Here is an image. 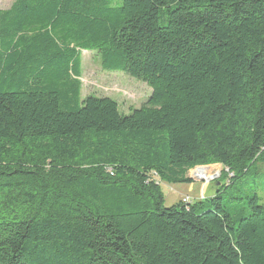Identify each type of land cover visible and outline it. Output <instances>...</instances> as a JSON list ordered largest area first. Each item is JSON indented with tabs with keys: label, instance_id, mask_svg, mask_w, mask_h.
Returning a JSON list of instances; mask_svg holds the SVG:
<instances>
[{
	"label": "trees",
	"instance_id": "trees-1",
	"mask_svg": "<svg viewBox=\"0 0 264 264\" xmlns=\"http://www.w3.org/2000/svg\"><path fill=\"white\" fill-rule=\"evenodd\" d=\"M85 51L152 96L82 100ZM209 166L211 199L165 208ZM262 194L264 0L0 9V264H264Z\"/></svg>",
	"mask_w": 264,
	"mask_h": 264
},
{
	"label": "rangeland",
	"instance_id": "rangeland-1",
	"mask_svg": "<svg viewBox=\"0 0 264 264\" xmlns=\"http://www.w3.org/2000/svg\"><path fill=\"white\" fill-rule=\"evenodd\" d=\"M15 0H0V9L7 10ZM121 4V0H115ZM82 100L88 96L96 98H110L118 104L122 115H130L139 109L152 96L153 90L145 83L134 79L121 71H105L96 52L85 51L82 57ZM209 168V178L196 177L193 172L188 173L192 184L161 185L165 198V208H171L179 202H206L211 199L215 191L210 185L221 177L222 166L200 167ZM262 196H264L262 194Z\"/></svg>",
	"mask_w": 264,
	"mask_h": 264
},
{
	"label": "bare ground",
	"instance_id": "bare-ground-1",
	"mask_svg": "<svg viewBox=\"0 0 264 264\" xmlns=\"http://www.w3.org/2000/svg\"><path fill=\"white\" fill-rule=\"evenodd\" d=\"M208 174H209V171L206 168H198L196 169L195 172H193L194 176L200 177V178L201 177L209 178Z\"/></svg>",
	"mask_w": 264,
	"mask_h": 264
}]
</instances>
